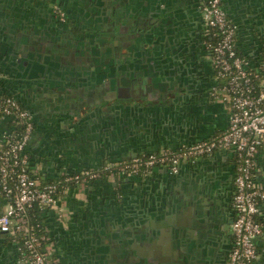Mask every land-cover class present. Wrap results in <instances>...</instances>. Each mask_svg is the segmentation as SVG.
<instances>
[{
    "label": "crops",
    "instance_id": "obj_1",
    "mask_svg": "<svg viewBox=\"0 0 264 264\" xmlns=\"http://www.w3.org/2000/svg\"><path fill=\"white\" fill-rule=\"evenodd\" d=\"M84 1L0 0V88L2 91L10 94L15 91V79L7 76L8 73H14L7 67L11 66L17 57L11 53L14 41L17 38H28L26 33L35 32L34 30L43 31L51 26L53 28L54 23L61 27V19L54 8L56 4L69 11L71 20L81 22L91 28H98L99 22L94 16L96 13L90 15L92 17L89 18L88 14L81 12V10L83 12L86 10L83 6ZM222 1L229 18L237 24L236 41L240 51L251 63H259L264 59V39H262L264 36V0ZM138 2L144 9H151L150 0ZM189 10L190 17H192L190 19L192 20L191 30L197 31L200 40L192 47L184 65L181 63L180 75L184 81L192 79L193 86L179 85V88L178 85H173L175 88L173 95L170 96L174 98V101L170 99L169 103L161 98V93L169 90V83H162L160 79L163 77L160 74L154 78L155 85L151 83L150 88L130 86L127 79L125 86H120L122 88L117 95L112 88L111 80L107 82V86L101 85L99 88L100 92H105L108 96L118 97L119 95L139 105L136 110L127 112V115L132 113V122L128 123L130 131L120 134L114 128L108 136L102 135L101 138L88 137L86 139L85 136L83 139L75 138L70 127L71 121L58 119L55 120L56 126L53 125L51 133L40 122L44 118L43 110L32 106L34 100L30 90L23 104L34 112L36 127L28 151L32 167L43 179L55 180L64 173L95 167L109 159H129L136 154L159 152L164 147L177 146L181 141L209 137L227 127L228 103L214 98L209 92L214 76L210 56L204 42L205 21L199 0H196L194 7ZM9 17L14 21L9 23ZM100 23L105 28H111L112 25L109 22ZM176 23L177 21H171L167 29L174 33L171 27ZM64 30L67 29L64 28ZM172 37L175 36H171V40ZM174 42L175 40L173 44H170L172 42L163 44L165 53L170 51L169 56H165V62L170 61V64H173V72H175L176 62L180 59L176 58L178 48ZM60 48L64 50V47ZM43 54L52 64H58L51 61L52 53ZM19 57L24 59L27 56L19 54ZM60 57L67 64L72 59V56H67L64 52ZM143 65V63L137 64L141 75H143L141 72ZM165 67L171 66L162 64V68ZM39 69L45 72L44 65H40ZM144 78L150 81V77ZM187 95L189 98L185 99ZM104 114L107 117L115 112L111 113L107 109ZM117 125L119 124H113V127ZM10 127L9 118L0 119L1 133ZM164 167L154 166L147 174L142 175L126 173L121 177H103L83 186H73L64 192L59 206L46 220L47 241L53 255L59 257L62 264H110L109 258H113L120 249V244L123 246L125 242L129 248L135 245V250L143 256L162 251L161 245L158 244L162 236L156 238L150 233L156 227L147 224L148 211L153 209L157 211L161 208V198L173 196L177 199L189 188L195 186L201 177L212 176L221 189L218 198L220 202L218 218H220V224L227 228L217 239L215 249L220 258L219 264H225L233 246L231 232L233 221L231 219L235 214L233 153L226 150L216 151L194 161L183 162L174 177L175 180L168 182L169 184L165 179ZM254 172L257 187L264 189V146L261 147L256 157ZM9 199V197L0 198V209L5 207ZM257 217L264 227V199L259 202ZM147 225L152 229L146 230ZM255 241L259 255L252 264H264V231L255 238ZM20 257L19 244L13 240L10 233L1 232L0 264H19Z\"/></svg>",
    "mask_w": 264,
    "mask_h": 264
},
{
    "label": "water",
    "instance_id": "obj_2",
    "mask_svg": "<svg viewBox=\"0 0 264 264\" xmlns=\"http://www.w3.org/2000/svg\"><path fill=\"white\" fill-rule=\"evenodd\" d=\"M85 1L95 10V18L99 20L98 28L83 26L72 39L64 30L65 23L60 24L62 28L54 23L53 28L51 26L47 30L26 33L28 38H17L14 41L11 53L17 57L11 66H7L14 72L7 75L15 79L14 96L24 103L31 90L34 100L32 106L43 110L44 118L40 122L47 131L53 132L55 120H68L71 121L73 136L82 139L84 136L86 139L108 136L114 128L120 134L130 131L128 123L132 122V113L127 115V112L136 110L139 105L119 95L117 97L122 88L120 86H125L127 79L130 86L150 88L151 83L155 85L154 78L158 74L163 77L160 79L162 83L171 86L181 84V63L186 62L190 50L200 40L197 31L195 33L191 30L189 9L194 7L196 0H150L149 10L139 4L141 0ZM150 18L155 20L149 22ZM13 21L9 17L8 22ZM171 21H177L171 27L175 34L167 29ZM100 22L111 23L110 32H105ZM93 31L97 32L96 38L106 37L110 43L118 44L110 64L106 67L103 64L102 69L91 60L90 51L86 50L83 56ZM171 36L175 37L171 40ZM173 40H182L176 55L180 59L174 66L175 72L173 64L170 61L166 63L165 56L160 58L157 54L158 44H173ZM60 47H64V50ZM66 49L70 50L72 56L69 64L60 57ZM45 52L52 53L51 61L58 64L48 61L43 54ZM169 52L166 56H169ZM19 54L27 57L23 59ZM139 63L144 64L141 71L143 75L140 68H137ZM162 64L171 67L162 68ZM40 65L45 66V72L39 69ZM144 77H150V81ZM109 80L112 81L115 96L99 91L101 85L107 86ZM99 92L103 98L89 101L90 97ZM107 109L115 114L105 117ZM113 124L119 125L113 127ZM164 171L166 182H173L178 172L171 173L166 166ZM220 190L212 176H204L181 197L161 198V208L157 211L149 210L147 215V224L156 228L151 230L147 225L146 230H151V235L156 238L162 236L158 242L162 251L143 256L135 250V245L129 248L125 242L123 246L120 244V249L108 261H111L110 264H219L215 243L227 230L218 218Z\"/></svg>",
    "mask_w": 264,
    "mask_h": 264
},
{
    "label": "built area",
    "instance_id": "obj_3",
    "mask_svg": "<svg viewBox=\"0 0 264 264\" xmlns=\"http://www.w3.org/2000/svg\"><path fill=\"white\" fill-rule=\"evenodd\" d=\"M199 3L205 21V47L213 66L209 92L229 105L227 127L209 137L181 141L177 146L129 159H109L45 180L32 167L28 151L36 127L33 112L14 94L0 88V119L9 118L11 123L7 131L0 132V198H10L0 209V233H10L19 244V264H62L52 253L42 221L33 217L35 207L53 211L62 194L73 186L126 173L147 174L154 166H166L177 173L183 162L222 150L231 151L235 163L233 246L225 264H252L257 259L255 238L264 231L257 213L264 189L257 187L254 171L256 157L264 146V59L254 64L240 51L237 24L229 18L222 0ZM54 8L64 20L60 6Z\"/></svg>",
    "mask_w": 264,
    "mask_h": 264
},
{
    "label": "flooded vegetation",
    "instance_id": "obj_4",
    "mask_svg": "<svg viewBox=\"0 0 264 264\" xmlns=\"http://www.w3.org/2000/svg\"><path fill=\"white\" fill-rule=\"evenodd\" d=\"M58 5V4H57ZM86 10H84V12L81 10L82 13L84 14H88L89 18H91L92 16L90 15H93V13H95V10L93 8H91L89 5H88V2L84 1V5H83ZM64 12H65V16H64V20H61L62 24L65 23V27H66V34L67 36L72 39L75 37V34L80 32L81 31V27H85V28H91L89 26H85L83 23H78V22H75L73 21V19L71 20V17H70V13L67 9H64L62 7H60ZM57 13V12H56ZM57 16H58V13H57ZM96 16V15H94ZM154 21L155 19L154 18H150L149 22H152ZM99 21V20H97ZM103 26V25H102ZM94 28V27H93ZM104 31L105 32H110V27L109 28H105L103 27ZM97 32L96 31H93L91 34H90V40H89V43L87 44L86 48L83 50V56H85V52L86 50L90 51V58L93 62H96L100 65V68L99 69H102V65L105 64V67L108 66L110 63V60L112 59V57L114 56V53L117 52V45L116 43H110L106 37H103L102 39L100 38H96L95 34ZM204 40H205V37H204ZM182 43V40H179V41H175L174 44H176L177 47H179ZM164 48L163 45H160L158 44L157 45V49H158V55H160V58L166 56V51H165V48H164V51H162V49ZM180 47L178 48V51H179ZM192 50V49H191ZM190 50V51H191ZM64 53L67 54V56H71V52L70 50L68 51L67 49L64 51ZM185 54H187V52H184ZM163 55V56H162ZM177 55V54H176ZM188 58V56H187ZM72 59H70L71 61ZM70 63V62H69ZM97 65V64H96ZM212 67V72H213V66ZM183 83V84H182ZM192 79H186L184 81V79H181V84H179L180 86L181 85H186V86H193L192 84ZM176 85V84H174ZM177 86L180 88V86ZM168 88L169 90L167 89L166 92H162L161 93V98H164L166 100V103H169L170 102V99L171 101H174V98H172L170 95H173V90H174V86H171L170 84H168ZM188 89V88H187ZM102 98V94H96L95 96H92L89 98V101H93V100H100ZM189 96H185V99H188ZM23 104V101L20 100ZM31 109V108H30ZM32 111V109H31ZM33 112V111H32ZM33 115H34V112H33ZM234 218V216H233ZM232 218V219H233ZM226 263V262H225Z\"/></svg>",
    "mask_w": 264,
    "mask_h": 264
},
{
    "label": "trees",
    "instance_id": "obj_5",
    "mask_svg": "<svg viewBox=\"0 0 264 264\" xmlns=\"http://www.w3.org/2000/svg\"><path fill=\"white\" fill-rule=\"evenodd\" d=\"M3 192L0 191V195H2ZM35 215L33 216L34 218H39L42 221L43 228L42 231H46V220L51 214V210H39L38 207H35Z\"/></svg>",
    "mask_w": 264,
    "mask_h": 264
},
{
    "label": "rangeland",
    "instance_id": "obj_6",
    "mask_svg": "<svg viewBox=\"0 0 264 264\" xmlns=\"http://www.w3.org/2000/svg\"><path fill=\"white\" fill-rule=\"evenodd\" d=\"M55 7V6H54Z\"/></svg>",
    "mask_w": 264,
    "mask_h": 264
}]
</instances>
